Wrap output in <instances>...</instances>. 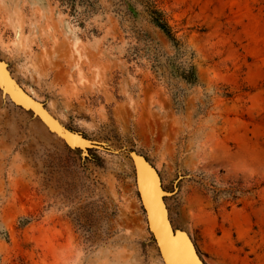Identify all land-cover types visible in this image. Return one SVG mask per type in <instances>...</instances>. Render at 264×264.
Returning <instances> with one entry per match:
<instances>
[{
	"label": "rangeland",
	"instance_id": "obj_1",
	"mask_svg": "<svg viewBox=\"0 0 264 264\" xmlns=\"http://www.w3.org/2000/svg\"><path fill=\"white\" fill-rule=\"evenodd\" d=\"M0 0V59L83 157L0 95V264H163L127 151L205 264H264V0Z\"/></svg>",
	"mask_w": 264,
	"mask_h": 264
},
{
	"label": "water",
	"instance_id": "obj_2",
	"mask_svg": "<svg viewBox=\"0 0 264 264\" xmlns=\"http://www.w3.org/2000/svg\"><path fill=\"white\" fill-rule=\"evenodd\" d=\"M0 95L7 98L16 107L30 112L31 116L38 119L50 133L63 136L68 134L82 141L81 145L75 144L66 138H61L66 146L78 149L83 157L87 155L88 148H97L116 153L117 151L106 147L103 142L83 138L80 132L72 131L46 110L44 104L27 91H25L12 77L6 63L0 59ZM83 136V137H82ZM127 155L133 166L134 181L141 207L145 213L147 230L156 246V251L162 259L163 264H205L199 257L189 235L180 229L174 228L168 218L167 209L163 202L165 195L169 192L163 191L160 186V177L156 169L147 159L135 151H127ZM145 174L151 180L153 186V200L156 211L151 208L147 196L141 187L140 176Z\"/></svg>",
	"mask_w": 264,
	"mask_h": 264
},
{
	"label": "trees",
	"instance_id": "obj_3",
	"mask_svg": "<svg viewBox=\"0 0 264 264\" xmlns=\"http://www.w3.org/2000/svg\"><path fill=\"white\" fill-rule=\"evenodd\" d=\"M70 1H74V0H70ZM136 1L142 3L145 12L149 16L150 22L154 24L156 27H158L160 30H162L170 39H173L171 37L170 27L167 25L163 13L156 8V5L153 2V0H136Z\"/></svg>",
	"mask_w": 264,
	"mask_h": 264
},
{
	"label": "bare ground",
	"instance_id": "obj_4",
	"mask_svg": "<svg viewBox=\"0 0 264 264\" xmlns=\"http://www.w3.org/2000/svg\"><path fill=\"white\" fill-rule=\"evenodd\" d=\"M62 137L63 138H66L69 141H74L75 144H77V145H81V143H82V141H80L79 138H76L75 136H70L68 134H65ZM139 180H140L141 187L143 188V190H144V192H145V194L147 196V200H148L151 208L153 209V211H156V205H155V202H154L153 197H152V194H153V186H152L151 180L145 174H142L140 176V179Z\"/></svg>",
	"mask_w": 264,
	"mask_h": 264
}]
</instances>
